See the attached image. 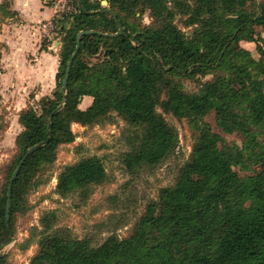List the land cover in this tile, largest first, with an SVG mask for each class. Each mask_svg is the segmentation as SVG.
I'll return each mask as SVG.
<instances>
[{
    "label": "trees",
    "instance_id": "1",
    "mask_svg": "<svg viewBox=\"0 0 264 264\" xmlns=\"http://www.w3.org/2000/svg\"><path fill=\"white\" fill-rule=\"evenodd\" d=\"M74 5L76 14L57 20L62 46L56 88L39 100V109L28 106L18 117L16 153L2 170L0 249L13 242L18 217L28 212L29 195L55 165L59 149L75 142L73 126L91 128L120 117L134 129L124 163L136 170L155 167L176 152L179 134L168 123L170 116L189 126V159L128 236L114 234L94 246L58 228L57 213L49 211L27 241L38 247L30 264H264V173L253 178L239 173L264 161V38L257 34L264 30V0H75ZM106 9L112 14L102 12ZM145 15L151 20L147 27L141 24ZM117 20L122 36L82 38L64 91L77 35H114ZM245 40L257 44L259 59L240 50ZM100 55V61H88ZM209 76L212 80L203 81ZM183 79L196 80L199 90L187 91ZM85 97L93 102L82 110ZM211 113L218 142L205 122ZM234 132L242 136L241 145L225 138ZM41 143L14 183L10 231V180L24 155ZM107 181L100 158H82L60 173L56 193L80 192L85 198L90 188ZM4 261L3 255L0 264Z\"/></svg>",
    "mask_w": 264,
    "mask_h": 264
},
{
    "label": "rangeland",
    "instance_id": "2",
    "mask_svg": "<svg viewBox=\"0 0 264 264\" xmlns=\"http://www.w3.org/2000/svg\"><path fill=\"white\" fill-rule=\"evenodd\" d=\"M69 1L74 6V0ZM59 9H63L60 17L64 13H70L67 8L60 6ZM150 23V18L145 15L142 26L147 27ZM181 28L188 36L193 34L191 28L183 26ZM257 34L264 38V30L257 29ZM60 39L62 43V36ZM46 43L52 47V43ZM239 46L240 50L250 51L255 59H259L257 44L253 41L245 40ZM59 52L56 54L59 55ZM101 58L102 55L88 61L95 63ZM209 80H212L211 76L203 79ZM182 83L189 92L199 90V83L196 80L183 79ZM34 96L32 93L29 101L20 102L16 106L11 100L0 104V186L3 181L2 170L16 153L15 139L22 131L18 123L20 113L28 106L39 109V101L34 100ZM20 98L22 97H17ZM166 119L179 134L176 152L155 167L144 166L136 170H129L124 163L125 154L131 150L130 142L134 136V129L120 117L114 115L106 124L91 128L73 126V131L77 135L75 142L59 149L55 165L50 172L42 176L40 180L42 184L30 193L29 210L18 217L13 242L4 249L3 264H30L38 247L35 244L29 246L27 241L32 229L40 227L41 216L49 211L57 213L58 228L69 229L75 238H88L94 246L102 244L114 234L121 238L128 236L149 203L157 200L159 191L174 184L179 169L188 161L191 153L192 139L187 122L178 121L170 116H166ZM205 122L213 128V140L218 142L220 130L216 127L215 114L208 115ZM225 138L228 142L241 145L242 136L237 132ZM87 157H98L104 162L108 181L101 186L90 188L85 198L80 192H74L67 197L59 196L56 193V186L60 173L66 166ZM239 173L250 178L264 173V161L256 163L250 172Z\"/></svg>",
    "mask_w": 264,
    "mask_h": 264
},
{
    "label": "crops",
    "instance_id": "3",
    "mask_svg": "<svg viewBox=\"0 0 264 264\" xmlns=\"http://www.w3.org/2000/svg\"><path fill=\"white\" fill-rule=\"evenodd\" d=\"M56 1L0 0V6L5 4L0 11V104L26 103L32 93L39 101L54 92L60 58L44 41L41 24L56 17ZM92 102L85 97L80 108L86 110Z\"/></svg>",
    "mask_w": 264,
    "mask_h": 264
},
{
    "label": "water",
    "instance_id": "4",
    "mask_svg": "<svg viewBox=\"0 0 264 264\" xmlns=\"http://www.w3.org/2000/svg\"><path fill=\"white\" fill-rule=\"evenodd\" d=\"M108 5L107 1H102V6L106 7ZM103 13H108V14H112V12L109 9L103 10ZM117 24L119 25V32L114 34V35H109V34H104V33H100L97 31H81L78 35H77V45H76V49L75 52L73 53L70 61L68 62L67 65V69H66V75L63 81V90L67 91L68 88V80H69V74H70V70L71 67L73 65V62L75 61V59L77 58L79 51H80V47H81V40L83 37L88 36V35H94V36H101V37H105V38H117L120 37L124 34L123 31V27L121 26V23L119 20H117ZM66 29H69V26L66 25ZM168 69V68H166ZM45 143H41L39 145H36L34 147H32L23 157V159L21 160L20 164L18 165L16 171L14 172L11 180H10V184H9V188H8V200H7V208H6V223L7 226L9 228L10 231H12L11 228V222H10V211H11V207H12V191H13V187H14V183L15 181L18 179L19 174L25 164V162L28 160V158H30L32 155H34L42 146H44ZM4 253L3 249H0V258L2 257Z\"/></svg>",
    "mask_w": 264,
    "mask_h": 264
},
{
    "label": "built area",
    "instance_id": "5",
    "mask_svg": "<svg viewBox=\"0 0 264 264\" xmlns=\"http://www.w3.org/2000/svg\"><path fill=\"white\" fill-rule=\"evenodd\" d=\"M75 0L73 1V4H74ZM60 6L62 8H67L70 13H73V14H76L78 12V9L77 7L74 5L71 4V1L69 0H59L57 1V7H56V17L51 19V20H48V21H45L41 24V31L43 33V38L44 40H46V42H49V43H52V49L55 51V52H58L60 51V48L62 46V43H61V36H60V31H62V28H60V23H58V19L60 18V13L63 11V9H59ZM57 40H60L59 42ZM58 45L57 49H54V46L55 45Z\"/></svg>",
    "mask_w": 264,
    "mask_h": 264
}]
</instances>
